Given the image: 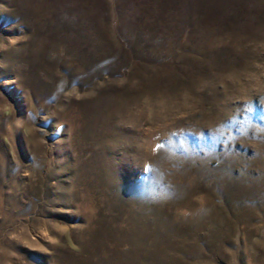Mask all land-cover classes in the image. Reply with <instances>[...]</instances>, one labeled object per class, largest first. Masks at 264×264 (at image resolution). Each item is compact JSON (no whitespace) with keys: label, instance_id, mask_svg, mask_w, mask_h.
<instances>
[{"label":"rangeland","instance_id":"rangeland-1","mask_svg":"<svg viewBox=\"0 0 264 264\" xmlns=\"http://www.w3.org/2000/svg\"><path fill=\"white\" fill-rule=\"evenodd\" d=\"M0 264H264V0H0Z\"/></svg>","mask_w":264,"mask_h":264}]
</instances>
